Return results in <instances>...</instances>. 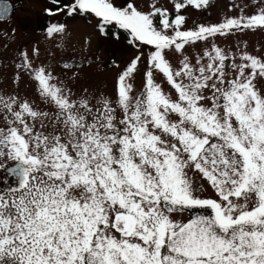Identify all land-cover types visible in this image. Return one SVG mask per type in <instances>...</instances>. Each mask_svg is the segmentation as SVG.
<instances>
[{"label": "snow or ice", "instance_id": "obj_1", "mask_svg": "<svg viewBox=\"0 0 264 264\" xmlns=\"http://www.w3.org/2000/svg\"><path fill=\"white\" fill-rule=\"evenodd\" d=\"M49 3L50 17L91 15L115 39L123 30L137 54L118 72L115 97L93 103L20 52L17 67L55 111L0 96V264H264V91L255 84L264 58L238 61L215 45L195 63L167 58L209 37L264 30V0L252 15L191 29L181 10L209 0H177L174 14L134 0Z\"/></svg>", "mask_w": 264, "mask_h": 264}, {"label": "rangeland", "instance_id": "obj_2", "mask_svg": "<svg viewBox=\"0 0 264 264\" xmlns=\"http://www.w3.org/2000/svg\"><path fill=\"white\" fill-rule=\"evenodd\" d=\"M9 1L13 10L8 16L0 18V96L7 98L15 95L30 100L44 111H55L53 105L40 98L37 84L28 70L17 67L21 64L20 52L25 51L33 67L47 68L55 78L54 82L66 84L71 89L73 98L85 95V89L92 94L93 103L100 96L115 97L118 72L137 54V49L129 44L126 32L119 30V39H115L110 27L108 34L102 35L96 18L91 15L50 17L45 13V8L51 7L49 0ZM124 2L125 0H117L119 4ZM134 2L145 12L151 11L150 5L155 4L174 14L173 5L177 0ZM257 10L255 0H209L206 7L196 9L188 6L181 10V14L186 16L185 27L191 29L200 24H218L225 18L252 15ZM50 23L66 24V31L49 37L46 28ZM213 45L235 55L238 61L242 52L264 58V30L244 29L228 35L209 37L207 41L186 45L183 52L167 50V58L174 67L180 66L184 56H188L195 63ZM143 50L146 56L152 49L147 46ZM141 60L132 81L134 92L142 89L147 60L144 57ZM65 64L72 67L65 68ZM155 76L166 91H171L162 74L157 73ZM255 84L259 90L264 91V79H257ZM0 123L3 121L0 120ZM207 191L212 194L211 189ZM189 216L185 212L182 218L187 219Z\"/></svg>", "mask_w": 264, "mask_h": 264}, {"label": "water", "instance_id": "obj_3", "mask_svg": "<svg viewBox=\"0 0 264 264\" xmlns=\"http://www.w3.org/2000/svg\"><path fill=\"white\" fill-rule=\"evenodd\" d=\"M6 4H7V6H8V14L5 15L4 17L8 16V15L11 13V11L13 10V5H12L11 1L6 0ZM4 17H3V18H4ZM0 176H3L2 171L0 172ZM10 180H11V178H9V182H10Z\"/></svg>", "mask_w": 264, "mask_h": 264}, {"label": "trees", "instance_id": "obj_4", "mask_svg": "<svg viewBox=\"0 0 264 264\" xmlns=\"http://www.w3.org/2000/svg\"><path fill=\"white\" fill-rule=\"evenodd\" d=\"M193 212H195V211H206V210H201V209H194V210H192ZM189 213V212H188ZM190 215H191V213H189Z\"/></svg>", "mask_w": 264, "mask_h": 264}]
</instances>
